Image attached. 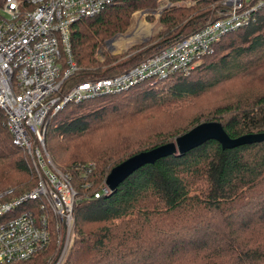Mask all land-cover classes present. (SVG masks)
Masks as SVG:
<instances>
[{
    "label": "trees",
    "instance_id": "obj_1",
    "mask_svg": "<svg viewBox=\"0 0 264 264\" xmlns=\"http://www.w3.org/2000/svg\"><path fill=\"white\" fill-rule=\"evenodd\" d=\"M156 3L121 0L74 24L71 47L78 72L69 84L113 77L138 65L137 55H107L100 62L97 54L110 38L128 30L135 12ZM214 3L197 0L192 7L168 10L160 19L167 28L162 43L142 52L157 53L204 27L216 15ZM227 85L231 90L214 110L164 127L162 122L153 129L138 124L144 130L138 134V120ZM50 120L46 146L79 196L63 264H264V142L223 150L217 141H208L183 156L140 168L115 193L94 196L112 169L201 124L219 122L233 139L264 133V9L226 35L189 74L178 72L153 85L73 103ZM22 151L1 121L0 194L10 192L8 200L38 184ZM41 202H28L14 214L35 211ZM55 248L54 242L31 260L14 264H49Z\"/></svg>",
    "mask_w": 264,
    "mask_h": 264
},
{
    "label": "built area",
    "instance_id": "obj_2",
    "mask_svg": "<svg viewBox=\"0 0 264 264\" xmlns=\"http://www.w3.org/2000/svg\"><path fill=\"white\" fill-rule=\"evenodd\" d=\"M121 0H0V120L13 144L33 160L38 185L12 200L0 195V264L26 262L49 247L55 234L62 252L70 243L78 192L69 175L46 150L49 120L70 104L153 85L175 73L189 74L213 54L226 35L254 20L264 0H215L216 15L204 27L182 37L130 70L109 78L73 82L78 72L71 47V28ZM111 194L104 184L95 199ZM36 207L14 214L28 202ZM40 212V214H38Z\"/></svg>",
    "mask_w": 264,
    "mask_h": 264
},
{
    "label": "rangeland",
    "instance_id": "obj_3",
    "mask_svg": "<svg viewBox=\"0 0 264 264\" xmlns=\"http://www.w3.org/2000/svg\"><path fill=\"white\" fill-rule=\"evenodd\" d=\"M196 2H197V0H177V1H175V0H157V3L154 6V8L139 9L132 16L131 26L128 28V30L123 34H117L114 37L110 38L106 42V44L99 50L97 57L100 58V62H104L107 59V55L117 57V58L120 57L119 59H123V57L125 58L127 55L131 54V57H132V55H137L136 56L137 57V63L145 60L148 57H151L156 52L152 53V54L151 53L150 54H144L142 51L144 49H147V48L154 46L155 44H161L162 43L161 37L163 34L164 35L167 34L166 33L167 28L160 22L161 17L164 16L168 10H171L173 8L192 7V6L196 5ZM214 4H216V3H214ZM110 7H112V6H110ZM100 14L98 13L94 17H97ZM211 17L209 18V20L212 19ZM184 34H187V32H184ZM135 48H136V50H135ZM160 49L161 48H159V50ZM159 50H157V52ZM212 60H213V58L210 60L207 59L206 60V66H208ZM80 82H82V81H80ZM228 88H229V86L227 85L226 87H220L216 91H212L211 93L200 96V97H188V99H185L183 102L178 103L180 105H178L177 107H173L172 109H170V108L165 109L162 113L157 112L154 116L149 117V118H145L143 120L140 119L137 121V132H138V134H140L144 131V130H139L141 124L147 128L153 129V126L157 122H162V123H164V125L162 127H164V126H166V124L168 125L173 120H177L178 122L182 123L184 121H188V120L193 119L195 116H198L200 114H204V113H207L209 111H212L217 106L224 103V98L226 97L227 90H231V88L230 89H228ZM1 121L4 122L2 119L0 120V122ZM138 124H140V125H138ZM168 136L169 135H164V136L159 135L157 137L164 138V137H168ZM157 137H155V138H157ZM155 138H153V139H155ZM45 146H46V144H45ZM46 150H47V153L51 157V161L55 164V166H57L56 163L53 161L52 155H51L50 151L48 150L47 146H46ZM22 152H23L24 156L27 158V160L30 162L31 167L33 166V169L35 172L36 169H35L33 158L29 154H27L26 152H24V151H22ZM62 170H64V169H62ZM36 173H35V176H36ZM67 175H69V174H67ZM37 178H38V182H39L38 175H37ZM72 184H73V181H72ZM73 186H74V184H73ZM74 189L76 190L75 186H74ZM9 195H11V194H9ZM6 198H9V197L6 196ZM74 226H75V224L73 225L72 232L70 234L69 247H70V244L72 242ZM54 242L56 244V248L49 257L50 258L49 264L50 263L53 264L60 257V253L62 252V249H61L60 245L58 244V240H57L55 234H53L49 246ZM69 247H68V249H69ZM65 259H66V256L64 257L61 264H63ZM20 263H25V262H20Z\"/></svg>",
    "mask_w": 264,
    "mask_h": 264
},
{
    "label": "water",
    "instance_id": "obj_4",
    "mask_svg": "<svg viewBox=\"0 0 264 264\" xmlns=\"http://www.w3.org/2000/svg\"><path fill=\"white\" fill-rule=\"evenodd\" d=\"M212 140L217 141L223 150H232L241 146L264 142V133L248 134L233 139L225 132L221 123H204L177 138L174 142L149 152L138 154L112 169L105 184L111 193H115L119 185L140 168L146 165H153L159 160L168 157L183 156Z\"/></svg>",
    "mask_w": 264,
    "mask_h": 264
}]
</instances>
